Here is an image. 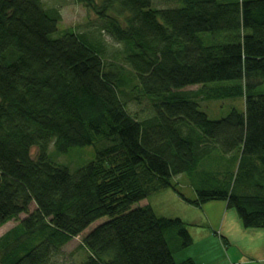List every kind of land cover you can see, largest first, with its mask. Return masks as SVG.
<instances>
[{
  "label": "trees",
  "instance_id": "1",
  "mask_svg": "<svg viewBox=\"0 0 264 264\" xmlns=\"http://www.w3.org/2000/svg\"><path fill=\"white\" fill-rule=\"evenodd\" d=\"M48 1L0 0V228L15 223L0 264H53L102 218L71 264H195L173 259L192 244L188 224L134 207L165 188L264 229V0H75L97 21L91 36L59 32ZM235 98L243 112L219 120L199 109ZM50 145L94 157L71 172ZM207 160L225 171H200ZM181 175L194 199L176 190Z\"/></svg>",
  "mask_w": 264,
  "mask_h": 264
},
{
  "label": "rangeland",
  "instance_id": "2",
  "mask_svg": "<svg viewBox=\"0 0 264 264\" xmlns=\"http://www.w3.org/2000/svg\"><path fill=\"white\" fill-rule=\"evenodd\" d=\"M46 6L59 9L61 14V21L58 24L59 32L64 30H74L77 32H86L89 36L94 33L97 21L75 0H49L46 2ZM102 39L104 40V44L107 47L106 50L109 55L110 53L119 50L120 47L112 42L108 37L102 36ZM199 89L200 86H193L186 88L185 90L195 92ZM199 109L205 112L210 120H219L225 117L231 109L243 112L244 102L242 98L203 102L200 104ZM36 154L37 149L33 148L31 150V157L35 158ZM47 154L55 163L63 165L73 172L93 160L94 149L93 147L71 148L65 154H56L53 150V147L50 145ZM219 168L225 171L223 163L219 164L217 161L207 160L200 165L199 170L203 172L210 171L212 175H215L214 173L216 172L214 171L218 170ZM218 177L221 179L222 175ZM218 177L216 179H218ZM190 182V179L186 175L178 176L173 181L176 190L187 199H193L195 197L193 188L190 186ZM185 204L186 203L182 201V199L179 198V196H177V194L172 189L165 188L150 194L139 204L134 205V207L148 205L151 207L157 217L175 219L178 217H185L184 210H187ZM106 220L107 218H102L94 222L83 232L82 235L73 239L70 243L64 246L62 249V256L56 259L53 264L78 263L82 258V252L81 249H79L81 238L93 228H95V226L103 223ZM14 225V222H9L1 227L0 236L11 229Z\"/></svg>",
  "mask_w": 264,
  "mask_h": 264
},
{
  "label": "crops",
  "instance_id": "3",
  "mask_svg": "<svg viewBox=\"0 0 264 264\" xmlns=\"http://www.w3.org/2000/svg\"><path fill=\"white\" fill-rule=\"evenodd\" d=\"M185 207V217L178 219L189 225L192 244L173 255L176 263L264 264V229H244L224 202Z\"/></svg>",
  "mask_w": 264,
  "mask_h": 264
},
{
  "label": "built area",
  "instance_id": "4",
  "mask_svg": "<svg viewBox=\"0 0 264 264\" xmlns=\"http://www.w3.org/2000/svg\"><path fill=\"white\" fill-rule=\"evenodd\" d=\"M238 264V263H237Z\"/></svg>",
  "mask_w": 264,
  "mask_h": 264
}]
</instances>
